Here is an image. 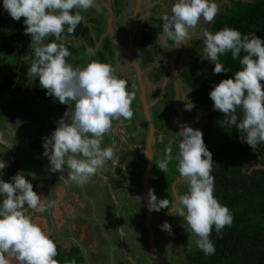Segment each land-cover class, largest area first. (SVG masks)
I'll list each match as a JSON object with an SVG mask.
<instances>
[{"label":"clouds","instance_id":"1","mask_svg":"<svg viewBox=\"0 0 264 264\" xmlns=\"http://www.w3.org/2000/svg\"><path fill=\"white\" fill-rule=\"evenodd\" d=\"M2 4L13 20L25 18V34L31 36L33 49V56H24L30 65L28 78L38 79L48 96L68 105L55 130L43 138L48 170L61 173L59 180L65 185L83 186L114 158L112 147H102L113 121L131 120L134 116L135 94L128 90L127 80L118 76L110 63L92 60L81 67L69 62L72 52L64 42L65 33L74 34L85 19L82 13L92 8L99 10L100 0H2ZM220 11L216 0H174L170 12L161 17L163 36L159 38L165 49L168 41L174 42L175 48L189 46L201 23L212 24ZM49 37L55 40L46 42ZM199 38L204 44L203 59L214 63V75L231 72L220 62L226 53L230 52L241 66L231 78L213 85L209 93L213 110L224 114L223 124L235 126L242 143L252 149L264 143V39L254 33L242 35L228 27L214 33L204 28ZM242 52L245 55L241 58ZM87 54L91 57L95 53L88 48ZM181 101L185 103V111L195 107L187 97ZM237 109L242 110V119L236 114ZM175 123L180 127L175 134L179 139L175 159L188 191L184 195L177 193L173 202L158 199L154 189H149L148 211L168 209L167 215L184 218L188 229L197 237L196 246L204 255H214L216 249L210 239L213 227L221 233L232 225L233 216L214 196L213 154L204 142L202 131L186 123ZM164 139L161 135L160 142ZM148 158L151 159L149 153ZM173 158V146L169 142L158 169L168 172ZM8 166L5 160H0V172ZM33 188L23 171H18L9 181L0 179V264H9L10 259H15L17 264H59L55 259L56 243L27 214L28 210L45 212L55 202L45 205L43 196ZM160 228L172 234L167 221ZM68 264L76 262L72 260Z\"/></svg>","mask_w":264,"mask_h":264},{"label":"rangeland","instance_id":"2","mask_svg":"<svg viewBox=\"0 0 264 264\" xmlns=\"http://www.w3.org/2000/svg\"><path fill=\"white\" fill-rule=\"evenodd\" d=\"M237 1L239 0H216L221 11L215 21L212 24L201 23L197 32L190 39V45H181L178 49L179 53L176 60L178 92L182 99L187 97L195 107L200 102L197 100L198 96L189 91L184 84H181L179 74L196 62H198L203 72L212 71V63L207 59H203V48L197 46L200 39L199 32L204 28L209 30L220 14L230 8L233 2ZM173 2L174 0L152 2L156 3L157 6L153 4L154 7L141 10V21L139 26L136 25L138 27L137 34L140 33L142 36L140 39L142 46H136V56L139 59L142 60L143 58V52H141L143 48L148 46L150 53L153 51L152 37L146 39L147 32L141 31L145 28L142 22L143 19L145 16H150V21H153V18L155 17V20L157 15L162 17V13L164 15L170 12ZM97 12L95 8L90 9V23L86 24L90 27V30L91 26H97L99 23V21H93L91 18H95ZM131 21V16H128V26ZM83 28L86 29L84 26ZM129 44L128 40L125 41V47ZM79 53L77 57L85 59L84 66L92 60L101 61L99 57H96V54L89 57L84 49H80ZM8 58L9 60L6 59L5 62L9 61L10 64L4 62L1 66L4 71L9 67H15L11 65L14 58ZM116 69L118 76L137 81L135 69L130 67L126 61ZM149 70L145 71L147 93L153 83L151 79H155L154 76H147ZM32 85H34V82L23 80L24 88H33ZM137 90L139 91V86ZM27 92L21 90L18 95L16 93L12 94V92L0 95V160L3 159L8 164L12 160L21 161L20 171H23L27 178L31 180L34 185L33 190L43 196L44 204L47 205L49 201L55 202L54 206L48 208L45 212L28 210L27 214L51 239L56 240L64 248L75 245L80 247L86 264H154L145 225L147 205L144 196H142L143 178L148 158L145 149L148 133H150L143 104L137 106L136 111L139 115L136 118L133 116L131 120H114L111 130L104 135L102 147L113 148V160L99 169L87 184L83 186H78L75 183L65 185L59 180L61 173H51L48 170L49 162L43 155L42 143L43 138L49 136L55 130L57 121L64 117L68 105L60 104L55 98L56 104L54 101L50 104L48 102L44 103L39 97L29 96V94H32ZM172 93L173 91L170 88L168 96H171ZM139 97L141 98V94L138 95ZM157 97L151 95L148 103L153 107L158 104L163 106V103L158 102ZM183 105H185L184 102ZM195 107L191 111L184 110L183 114L187 113V125L202 131L201 122L199 123L197 118H202L203 111ZM69 110H71V106H69ZM163 110L165 115L159 114L160 111L158 110H151L156 129L153 143V150L156 155L150 179L152 189H154L158 199H168L174 202L171 195H169L170 183L172 182L171 190L175 199L174 185L176 184L177 190L178 185L184 183L178 172V161L175 159L179 145V139L175 134L180 131V127L175 125V121H178V112L175 110L173 112L172 109ZM142 114H144L146 122L144 120L140 122ZM167 117L174 123H172L174 125L172 128L169 120L168 122L166 120ZM145 125L148 128L144 129ZM161 135L165 138L163 143L160 142ZM109 138H111L110 143ZM169 142H172L174 158L169 163L168 172L163 173L157 166L165 158V148ZM67 171L66 169L65 175H67ZM2 173L0 172V176ZM140 191H142V195L139 196ZM162 210L168 211V209ZM163 215L157 213L153 219L154 228L157 230L156 239L160 261L162 264H185L187 253L191 250H199L196 246L197 237L188 229L184 218L179 216L181 222L177 223L171 222V219L167 220L166 217H162ZM165 221L172 226L171 235L160 228V225ZM9 264H17V261L10 259Z\"/></svg>","mask_w":264,"mask_h":264},{"label":"trees","instance_id":"3","mask_svg":"<svg viewBox=\"0 0 264 264\" xmlns=\"http://www.w3.org/2000/svg\"><path fill=\"white\" fill-rule=\"evenodd\" d=\"M115 4L120 15L127 7V0H116ZM122 24V21L118 22V25L123 28L124 24ZM225 27L239 30L242 35L254 33L264 39V0H239L233 2L230 8L220 14L209 31L214 33ZM105 29V24L99 21L95 27L97 39H92L90 36V48L93 50L96 48L100 35L105 32ZM162 32L163 21L160 22L159 29L156 32L149 33L148 36L152 37L154 43L153 51L151 53L144 52L147 55L142 59L143 70L150 69V75L155 77V79H152L153 84L158 89L161 88L163 82L161 76L163 67L155 64L161 54L159 36ZM170 42L171 47H173L174 42ZM197 46L204 47L202 39H199ZM72 48H69L72 52L69 62L74 66L83 67L85 59L76 57L80 53L78 54V51L71 50ZM104 50L108 51V56L104 54ZM117 51L120 53V50L112 41L106 39L103 46L95 54L101 60L100 62L110 63L116 68L119 65L112 63V61L116 58L119 60L123 59V56L118 54ZM243 55L245 53L242 52L241 58ZM220 62L226 68H229L231 72L214 75V63L211 62L212 71L206 73L200 69V65L196 62L182 71L181 78L188 90L198 96L197 100L200 101H197L199 105L197 104L196 107L202 109L203 116L202 118L198 117L197 120L199 123L201 122L204 142L208 150L213 154L214 196L219 203L229 208L233 216V223L230 227L226 226L219 234L213 227L210 239L215 245L216 251L214 255L206 256L200 249L197 251L191 250L187 253L185 264H264V143L258 144L253 149L248 144L242 143L240 134L235 126L223 124L224 114L213 110V101L209 97L213 85L218 84L223 79L231 78L232 74L241 68L239 61L233 60L230 52L221 56ZM9 71V69L0 70L1 94L10 93L13 87L14 91H19V89L24 87L22 82L19 86L17 85L18 81L14 79L17 76L16 73H9ZM126 80L128 82V90L135 94L132 108L136 118L139 115L136 111L137 106L142 104L141 98H138L141 93L140 90H137L138 83L136 80ZM34 83L36 93H32V88H24L25 92L28 91V94L32 93L46 102L54 99V97L46 94L45 89L40 87L38 79H35ZM236 114L242 119L243 113L241 109H237ZM145 119L144 114H142L140 122L142 120L145 121ZM192 119L194 121V117ZM146 128L148 127L145 125L144 129ZM110 140L111 138L108 139L109 143ZM8 165V168L4 169L0 176V179H5V181H9L12 176L21 170L22 162L12 160ZM151 182L150 179V189H152ZM171 186L172 182L169 185V195L175 201ZM176 191L179 195H184L188 191V185L185 182L179 184ZM162 217H166L167 220L171 219V222H181L179 215L176 214L172 216L163 215ZM52 240L57 246L58 255L55 259L59 264H68L72 260H75L76 264H86L80 247L75 245L70 248H64L56 240Z\"/></svg>","mask_w":264,"mask_h":264},{"label":"flooded vegetation","instance_id":"4","mask_svg":"<svg viewBox=\"0 0 264 264\" xmlns=\"http://www.w3.org/2000/svg\"><path fill=\"white\" fill-rule=\"evenodd\" d=\"M157 1H163V0H148L147 2L146 1H143L141 3V8L139 10V13L137 12V14H136L137 15V20H136V22H134L133 21V18H134V15L133 14H135V12L133 13V11L134 10L136 11V8H137V5H138V0H127V5H126L127 7H125V9L123 11V14H124L123 15L124 27L122 28V27H120V25H118V21L121 18L120 16L116 17L113 20V22H112V28L114 30V35L117 37V39L119 40V42L122 44V46L124 48H129L132 40L134 41V48L132 49V52H133V54L135 56H136V46H138V47H141L142 46V41L140 42V39L142 38V36H141L140 33H139V35L137 34V32H138L137 31L138 30L137 28L138 27L136 26L137 24L139 26V22L141 21V17H140L141 10H143L144 8H147L146 5H148V4L151 5L152 2H157ZM115 3H116V0H112V6L113 7H114V4ZM114 8H116V4H115V7ZM148 8H152V7H148ZM128 16H131V18L133 17L132 18V21L130 23L131 24V27H130V25L129 26L127 25ZM161 16H163V13H162ZM154 18H153V21H150V16H145V18L142 21L144 27L147 28V29H145V28L141 29V31L147 32V38L146 39H149V36L148 35H149L150 32H153L154 33V32H156L159 29L158 26L160 25V22L163 21L161 19V17L158 16V15H157V17H156L155 20H154ZM153 22H155V23H153ZM151 23H153V24H151ZM156 23L158 24V26H157ZM94 26H91L92 28L90 30L93 33H94V28L96 27V26L95 27ZM105 26H106L105 32L100 35V39L97 42L96 48L94 49V51L97 52L103 46V43L105 42V40L106 39H110L112 41V43L120 50V53L117 51L118 54H120L121 56H123V59H120L119 60L118 58H116L112 63L117 64V65H119V63H120V65L122 66V63L124 64V61H126V63L128 65H130V67L134 68L132 66V64L130 62H128V58H127L126 54L123 52V50H121L115 44V42L113 41V37L109 33L110 22L108 23V21H107L105 23ZM162 36H163V32H162V34H160L159 37H162ZM127 40H128V42H130V44L125 47V41H127ZM190 43H191V40L189 41V45H190ZM159 44L161 46V49H160L161 50V54L159 55L158 60H157V62H156L155 65L156 66H162L163 67V74L161 75L162 78H163V82H162L161 88H159V89L157 88V90H155L156 86L152 83V85L150 86V90L147 93V98L149 100L150 96L153 95V94H155V95H153V97H157L158 96L157 97L158 98V102L159 103H163V106H160L158 104L157 106H154L153 107V105L150 104L151 105V110H155V111L158 110V111H160L159 114H162V115H165V112H164L163 109H165L166 111L169 110V109H172L173 112L175 110V111L178 112L177 113L178 114L177 120L179 121V123L181 125H183V124L186 123L187 113L186 114H183L185 105H183V101H181V100H183V99L185 100V98L182 99L180 97L179 92H178L179 83L176 80V73H177L176 72V70H177L176 69V60H177L178 53H179L178 49H180V47L175 48L176 47L175 43H174L173 47H171V42L168 41L167 42V48L165 49L164 43H163V41H162L161 38H159ZM141 52H143V58H144V56L147 55V54H144V52L150 53L149 47L147 46V47L143 48L141 50ZM107 53H108V51L104 50V54L107 55ZM170 53H172V54H170ZM136 58H137V61L140 63V66H141V68L143 70L144 69L143 66H142L143 61L141 59H139L137 56H136ZM169 61H170V63L168 64ZM124 69H125V66H124ZM145 71L146 70H143V72H144V82H145V85H146V74H145ZM150 73L151 72L149 70L148 73H147V76L148 77L150 76ZM181 73H182V71L179 74L180 75V81H181V84H184L183 81H182V78H181ZM137 82H138V80H137ZM138 86H139V84H138ZM170 88L172 89L173 93H172L171 96H168V90ZM177 98H179L181 100H177ZM166 103H167V105H166ZM166 107H167V109H166ZM173 119H174V117H173ZM166 120H167V122L169 120V122L171 123V128H172L174 126L173 125L174 124L173 121H171L170 119H168V117L166 118ZM175 125L178 127L177 123H175ZM146 147H147V144H146ZM145 154H146V149H145ZM155 155L156 154L154 153V155H153L154 159H155ZM147 162H148V158H147ZM140 194L142 195V191H140ZM157 213H159V212H156L154 214V216ZM154 216H153V219H154ZM156 232H157V230L155 229V235H156ZM156 241H157V239H156ZM157 247H158V245H157ZM158 252H159V250H158Z\"/></svg>","mask_w":264,"mask_h":264},{"label":"crops","instance_id":"5","mask_svg":"<svg viewBox=\"0 0 264 264\" xmlns=\"http://www.w3.org/2000/svg\"><path fill=\"white\" fill-rule=\"evenodd\" d=\"M143 1H146V0H142L141 3ZM153 4H154V6H157L156 3H152L151 5L148 4L146 6L147 7H154ZM111 7H112V9H111ZM114 7H115V4H114ZM114 7L112 6V0H100L99 10H97L98 11L97 16L95 18H93V17H91V18L93 19V21H96V22L101 21L105 24L107 21H108V23L111 22V14L113 13L114 19L116 17L120 16L121 18L119 19L118 22L122 21V23H123V15H124L123 11L119 15L118 9H116ZM140 8H141V5H140ZM134 12H135V14H133V15L137 16L136 15L137 13L135 10L133 11V13ZM82 15H84V17H85L84 21L76 28L74 34L65 33L66 40L64 41L66 44L70 45L69 48L73 47L71 50L78 51V54H79L80 49H84L87 52V49L90 48V36L92 37V39H97L96 38L97 36L95 33L96 32L95 28H94V33H93L92 31L90 32V27H88L86 25V24L90 23V9L87 12L82 13ZM24 19L25 18L22 17L20 21L13 20L8 15V13L4 10L2 0H0V70H2L1 66H2V64H4L6 59L9 60L8 57L14 58V59H12V60H14V62L11 65H14L15 67H9L8 69L10 70L9 73H16L17 76H15L14 79L18 81V83H17L18 86L21 84V82H22V86H23V80H25V82H34V80H35V79L28 78V76H27V71H28V68L30 65L25 60L24 56L25 55L33 56V49L30 47L31 46V36L25 34V27L26 26L23 23ZM83 26L86 27V29L83 28ZM130 27H131V24H130ZM54 40H55V37H49V38H47L46 42H52ZM75 60L78 61L77 59H75ZM8 62L7 63L5 62V64H10ZM32 87H33L32 93H36L35 83H34V85H32ZM12 89H11L12 94L16 93L18 95L19 93H21V90H23V92H25L24 87L19 89V91H17V90L14 91L15 90L14 87ZM0 95H2V94L0 93ZM29 96H34V94H32V95L29 94ZM42 101L44 103L46 102L44 100H42ZM52 101L55 102V99L48 101V103L50 104V103H52ZM56 103H57V101L55 102V104ZM48 108H50V107H48ZM71 108H72V106H71ZM54 120L56 121L55 117H54Z\"/></svg>","mask_w":264,"mask_h":264},{"label":"water","instance_id":"6","mask_svg":"<svg viewBox=\"0 0 264 264\" xmlns=\"http://www.w3.org/2000/svg\"><path fill=\"white\" fill-rule=\"evenodd\" d=\"M141 1L142 0L138 1L136 13L140 9ZM111 9H112V7H111ZM113 20H114V16L112 13L111 14L110 27H109V33L113 37V41L115 42V44L121 50H123V52L126 54V56L128 58V62H130L135 69V72L137 74L138 84H139V90L141 93V101H142L145 116L147 118V122L149 125L150 133H149V137L147 140L146 155L148 157V153H149V155H151V159L148 158V162H147V166H146V170H145V175H144V187H143V196L145 198L146 205H147V214H146V224L145 225H146V229L148 232L150 251H151V255H152L154 264H162L160 261V258H159L157 241H156V236H155V231H154V226H153V216L156 212H154V211L149 212L148 211V191L150 189V173H151L153 161H154L153 143H154V139H155L156 129L154 126L152 115H151V105L148 103L147 89H146V85L144 82V72L140 66V63L137 61L136 56L132 52V49L134 48V41L132 40L129 48H124L122 46V44L119 42V40L117 39V37L114 35V30L112 28ZM136 20H137V16H134L133 21L136 22ZM173 189H174L175 195L177 196L176 184L174 185ZM167 212L168 211L161 210L159 213L167 214Z\"/></svg>","mask_w":264,"mask_h":264},{"label":"bare ground","instance_id":"7","mask_svg":"<svg viewBox=\"0 0 264 264\" xmlns=\"http://www.w3.org/2000/svg\"><path fill=\"white\" fill-rule=\"evenodd\" d=\"M232 10V9H231Z\"/></svg>","mask_w":264,"mask_h":264}]
</instances>
